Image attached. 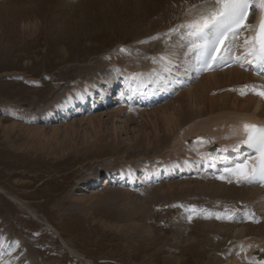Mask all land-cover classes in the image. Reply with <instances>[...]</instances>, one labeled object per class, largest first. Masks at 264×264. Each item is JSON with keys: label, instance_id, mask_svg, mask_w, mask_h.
Segmentation results:
<instances>
[{"label": "rangeland", "instance_id": "obj_1", "mask_svg": "<svg viewBox=\"0 0 264 264\" xmlns=\"http://www.w3.org/2000/svg\"><path fill=\"white\" fill-rule=\"evenodd\" d=\"M179 34L180 31L175 34L177 37L164 42L171 43L181 37L186 45L185 36ZM139 35L134 31L112 28L76 44L63 40L54 43V38L42 27L21 44H4L1 41L0 232L9 231L11 237L20 238L39 264L86 262L72 257L44 223L36 222L10 203L7 197L22 202L34 211L40 222L45 220L51 225L68 247L94 264H169L166 257L170 255L179 257V264H209L213 250L208 246L211 240L214 244L219 243L216 238L219 234L200 225L222 222H217L219 219L215 215L205 218L206 214L223 213L224 208L232 211L233 205L241 202L245 214L253 218L241 219L235 225L257 223L254 221L259 220L254 207L246 205L239 197L205 195L194 190L156 196L158 190H155L164 183L133 192L122 190L118 185L91 188L92 177L104 179L109 172L160 167L165 163L161 148L156 149L146 143L139 150H129L124 145L113 148L106 141L104 146L84 152L83 149L90 144H84L81 134L74 138L68 136L70 141H64L63 136H59L49 145L37 143L43 135L49 140L53 128L64 123H50L47 118L53 113L57 98L65 100L77 88L98 79L96 76H103L105 71L112 72L113 67L114 72V51L117 49V54L140 51L147 38L142 37L138 41ZM153 36L157 37V34ZM61 48L65 54L60 51ZM141 53L143 58L153 55ZM237 86L239 88L237 82H225L209 90L207 95L212 97L222 92L238 91ZM182 96L178 94L171 101L176 103ZM164 108L167 109L166 106ZM79 118H69L66 122ZM63 129H58L60 135ZM37 130L42 135L34 141L30 140V135ZM174 158L179 159V156L171 155L169 160ZM202 179H178L173 182L204 181ZM133 198L146 203L143 214H132L127 199ZM185 207L197 209L201 220H194L196 215H193L190 221ZM204 209L203 216L201 212L203 214ZM132 215L134 217H130ZM132 225L140 228L139 231L143 226L150 227L152 233L145 236L144 233L124 232L122 229ZM194 236L205 240L204 243H197L203 244L201 248L194 243L182 244L185 238Z\"/></svg>", "mask_w": 264, "mask_h": 264}, {"label": "bare ground", "instance_id": "obj_2", "mask_svg": "<svg viewBox=\"0 0 264 264\" xmlns=\"http://www.w3.org/2000/svg\"><path fill=\"white\" fill-rule=\"evenodd\" d=\"M190 4H196L197 7L189 11L188 5ZM214 7L215 0H0V46L1 41L4 44H21L30 38L32 32L42 27L49 36L54 38V43L63 40L76 44L104 29L112 28L140 33L138 41L142 37L147 38L140 51L118 53L119 56L117 49L114 51L112 55L113 64L116 66L114 72L113 67L112 72L105 71L103 76H96L98 79H93L83 87L77 88L67 95L65 100L57 98L53 113H50L47 118L50 123H64L53 128L49 140L46 135H43L37 143L40 142V145L42 142V144L49 145L54 138L59 136H63L64 141H70L68 136L74 138L75 135L81 134L84 144H90L83 149L84 152L90 148L102 147L106 141H109L113 148L124 145L129 150H139L143 143H146L156 149H163L162 156L165 160H169L171 155L179 156L184 161L190 159L191 164H186L185 174L194 175V178H204L202 179L204 181L164 183L155 190H158L155 195L166 196L172 191L178 193L194 190L205 195L239 197L245 201L246 205H252L258 215L257 223L235 225L237 223L214 224L210 222L203 223L200 227L217 231L216 233L219 234V237H216L219 243L214 244L211 240V245L208 246H211L213 250L209 257V264H264V260L260 258L264 253L263 191L256 187H239L235 178L230 184L223 183L227 179L211 178L202 169L205 159H219L221 152L218 150L222 147H228V153H243L246 150L243 145L235 147L245 136L242 129L243 124L264 125V101L256 97H240L236 90L228 93L222 92L212 97L207 95L209 90L225 82L226 84L237 82L241 87L251 82L252 78L249 74L232 68L224 72L205 75L195 82L194 86L179 93L183 95L180 101L166 103L167 109L160 105L149 111H134L138 113L135 116L131 111L120 107L101 113L90 114L89 112L83 117L81 115L77 120L66 122L67 119L78 114L79 110L85 111L90 104L97 109L101 108L100 102L105 105L109 92L119 76L126 79H139L141 75L133 78V74L143 75L150 71L148 69L150 66L158 68L161 64L169 63L170 58L175 57L171 54L180 53L186 45L181 37L170 43L162 41L160 36L168 33L170 28L191 21L201 14H206ZM185 30L181 29L179 35L185 36ZM155 34L158 40L148 39ZM60 51L65 54L63 48ZM141 52H144L146 56L153 55L143 58L140 57ZM95 94L100 98L99 101ZM77 105H80L81 109H76ZM58 127L64 128L61 135ZM40 135L42 132L37 130L30 135L29 139L35 140ZM198 138H202L203 142H198ZM211 146L216 147V151L214 154H207ZM163 167L169 168L164 170ZM163 167L156 170L153 175L150 168L141 169L137 173L124 170L119 172L114 179L125 182V186L136 187L142 182L155 183L159 181L160 176L162 179L179 176L176 174L180 172V165ZM98 178L90 179L92 189L105 187L113 182L108 180L103 184ZM106 178L110 179V176ZM10 199L19 209L38 223L40 222L34 211L22 202L12 197ZM127 200L130 205L129 209L133 211L132 214L135 213L136 216L143 214L146 207L143 200L134 198ZM42 223L52 228L45 220ZM122 229L124 232L132 230L137 234L144 233L145 236H150L152 233L151 228L147 226H143L141 231L135 225L128 228L122 227ZM204 242L205 240L196 239L194 236V238H185L182 244L194 243V246L201 248L203 244L197 243ZM64 245L73 257L75 256L82 262H88L66 243ZM166 261L169 264H179L181 259L170 255L166 257ZM0 264L39 263L21 239L11 237L9 231H6L0 232ZM91 264L94 263L91 262Z\"/></svg>", "mask_w": 264, "mask_h": 264}, {"label": "snow or ice", "instance_id": "obj_3", "mask_svg": "<svg viewBox=\"0 0 264 264\" xmlns=\"http://www.w3.org/2000/svg\"><path fill=\"white\" fill-rule=\"evenodd\" d=\"M196 7V4H190L188 10L191 11ZM257 11L260 15L254 29L255 34L244 37L239 47L240 54L235 55L238 37L242 32L252 30L248 21ZM181 29H186L189 34L195 36V41L188 46V52L194 54L206 68L226 63L228 60L237 63L247 61L256 74L264 76V0H215V7L208 10L206 14L170 28L165 35L170 36ZM157 38L152 37V39ZM241 67H244L243 63ZM140 75L142 74H133V78ZM250 90L253 94L264 97V86H251ZM240 94L246 93L241 91ZM242 129L245 138L235 147L246 146L250 154L234 163L233 166L224 168V175L218 178L225 179L226 176H232L237 184L256 181L264 183V127L245 123ZM198 142L202 143V138H198ZM188 211L190 221L193 215L200 214L194 207ZM212 215H215L216 219L223 220L235 218V212H230L228 209H225L223 213H208L205 218H210Z\"/></svg>", "mask_w": 264, "mask_h": 264}]
</instances>
